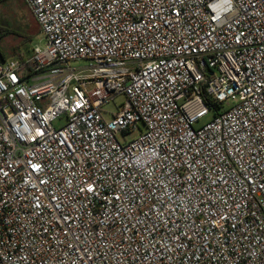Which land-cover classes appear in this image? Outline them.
<instances>
[{
	"label": "built area",
	"instance_id": "built-area-1",
	"mask_svg": "<svg viewBox=\"0 0 264 264\" xmlns=\"http://www.w3.org/2000/svg\"><path fill=\"white\" fill-rule=\"evenodd\" d=\"M25 2L47 45L0 63V264H264V0Z\"/></svg>",
	"mask_w": 264,
	"mask_h": 264
},
{
	"label": "rangeland",
	"instance_id": "rangeland-1",
	"mask_svg": "<svg viewBox=\"0 0 264 264\" xmlns=\"http://www.w3.org/2000/svg\"><path fill=\"white\" fill-rule=\"evenodd\" d=\"M0 27L4 29L6 33L1 41L0 47L5 54L6 58L20 56L23 59H31L33 55V48L40 46L45 49L47 42L45 36L41 33L40 27L32 15L29 7L25 0H8L7 2L0 4ZM17 32L18 34H14ZM31 33L34 36V41L29 44H22L23 38L20 34ZM15 48L17 51L14 52ZM18 54V55H15ZM73 66H87V61L71 62ZM125 101V96L120 95L115 100L109 102L104 106L105 118L110 120L119 110V106ZM213 113L210 114L206 119L202 121L205 123L211 119ZM144 129V127L142 126ZM139 134L137 132L128 133L126 136L127 140L136 138ZM124 142V137H119Z\"/></svg>",
	"mask_w": 264,
	"mask_h": 264
},
{
	"label": "trees",
	"instance_id": "trees-1",
	"mask_svg": "<svg viewBox=\"0 0 264 264\" xmlns=\"http://www.w3.org/2000/svg\"><path fill=\"white\" fill-rule=\"evenodd\" d=\"M8 0H0V4H3L5 2H7ZM6 33L4 32V29L0 27V41L2 39V37L5 35ZM14 34H18L17 32H15ZM20 36L23 38L22 40V44H31L34 41V36L31 33H24L23 35L20 34ZM17 51V48H15L14 52ZM15 55H18L15 53ZM6 56L3 53L1 47H0V63L3 62L4 60H6Z\"/></svg>",
	"mask_w": 264,
	"mask_h": 264
}]
</instances>
